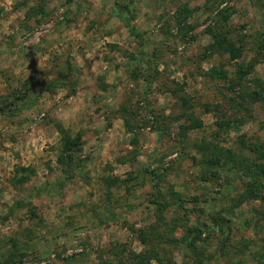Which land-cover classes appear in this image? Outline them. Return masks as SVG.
<instances>
[{
    "label": "rangeland",
    "instance_id": "1",
    "mask_svg": "<svg viewBox=\"0 0 264 264\" xmlns=\"http://www.w3.org/2000/svg\"><path fill=\"white\" fill-rule=\"evenodd\" d=\"M261 147L264 0H0V264H264Z\"/></svg>",
    "mask_w": 264,
    "mask_h": 264
},
{
    "label": "trees",
    "instance_id": "2",
    "mask_svg": "<svg viewBox=\"0 0 264 264\" xmlns=\"http://www.w3.org/2000/svg\"><path fill=\"white\" fill-rule=\"evenodd\" d=\"M123 21L122 18H119ZM128 30L133 33L134 35L138 36V33L129 25L127 22H124ZM69 142L66 141L65 139L62 140L61 148L63 151H68L67 158H71V152L76 151L78 148H75V144H68ZM260 154L264 155V147L260 148ZM70 153V154H69ZM258 171L264 172L263 167H258ZM162 224L164 225L163 230L166 231L168 234H170V228L165 227L166 222L162 221ZM153 226V225H152ZM151 225L146 227V232H143L144 234L140 236L139 240L142 243L145 248L139 252H134L132 254V257L137 260L136 264H145V263H150L151 260H155L157 264H161V255L159 253V249L157 247V243L155 241H151L149 238L150 234H153L156 232L155 228L152 227ZM172 230V229H171ZM191 232V237L187 239L186 241L191 245L194 241V239L197 237L198 229L192 228L188 230ZM160 234L155 235V238L159 237ZM169 237V236H168ZM176 241V240H175ZM165 250H163V253ZM162 253V254H163Z\"/></svg>",
    "mask_w": 264,
    "mask_h": 264
}]
</instances>
